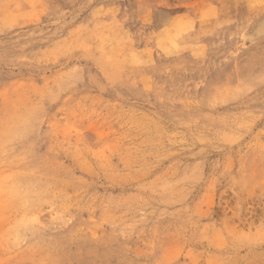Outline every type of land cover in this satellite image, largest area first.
Here are the masks:
<instances>
[{
	"label": "rangeland",
	"instance_id": "obj_1",
	"mask_svg": "<svg viewBox=\"0 0 264 264\" xmlns=\"http://www.w3.org/2000/svg\"><path fill=\"white\" fill-rule=\"evenodd\" d=\"M0 264H264V0H0Z\"/></svg>",
	"mask_w": 264,
	"mask_h": 264
}]
</instances>
